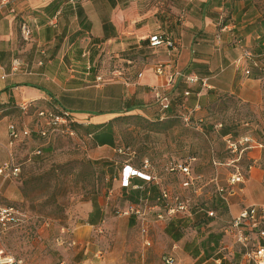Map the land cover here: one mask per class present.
<instances>
[{
    "label": "crops",
    "instance_id": "obj_1",
    "mask_svg": "<svg viewBox=\"0 0 264 264\" xmlns=\"http://www.w3.org/2000/svg\"><path fill=\"white\" fill-rule=\"evenodd\" d=\"M254 1L12 0L0 9V122H6L4 131L0 127V145L6 150L10 122L27 127L14 116L12 108L31 102L34 107L29 118L33 127L35 107L67 110L91 131L87 134L93 142L91 158L110 159L116 135L106 138L113 146L98 145L93 133L104 136L108 123L122 114L129 99L142 103L140 109L129 113L147 119L158 116L151 86L165 82L174 70L180 75L166 88L171 109L177 104L197 115L204 100L215 103L220 93H226L248 104L264 125V12L250 11ZM24 29L29 32L27 37L22 34ZM157 33L165 34L177 48L173 54L159 47L164 49L163 61L158 63L164 75L156 74V65L139 71L132 79L104 83L96 80L99 74L95 72L94 58L114 48H138L141 40L150 47L148 37ZM244 51L250 55L244 56ZM15 60L19 65H13ZM87 62L91 63L90 69ZM192 75L197 81H186V76ZM185 91L188 95H184ZM255 128L246 127L241 136H252L260 147H252L230 160L242 170L251 163L253 166L244 172L246 179L237 185L236 195L224 202L226 210L222 214L209 217L194 211L190 216L178 215L166 221L154 220V214L150 217L151 246L155 247L151 251L146 247L145 253L149 252L144 255L155 258L151 264H159L161 256L171 252L172 244L178 245L173 252L178 264L231 263V246L238 243L224 230L243 208L259 203L257 196L264 190V169L260 166L264 137L259 134H264V128ZM249 155L254 162L249 161ZM137 182L141 184L142 180ZM135 223L132 226L139 225ZM111 228L113 238H117L118 227ZM246 233L251 239L257 236L255 231ZM225 249L230 252L225 254ZM111 250L106 258L86 264H123ZM233 260L245 264L243 254L234 255Z\"/></svg>",
    "mask_w": 264,
    "mask_h": 264
},
{
    "label": "rangeland",
    "instance_id": "obj_2",
    "mask_svg": "<svg viewBox=\"0 0 264 264\" xmlns=\"http://www.w3.org/2000/svg\"><path fill=\"white\" fill-rule=\"evenodd\" d=\"M250 11L264 12V0H255ZM163 50L145 46L141 40L138 48L104 51L94 58L95 72L104 82L132 79L139 71L160 64ZM12 110L19 122L27 127L33 125L31 114H23L19 107ZM171 110L172 115L162 120L158 118L166 117L165 113L158 109L159 115L145 122L132 116L114 121L116 143L115 150L109 152L110 159L91 158L93 142L83 130V123L75 127L77 134L73 137L63 135L43 141L32 133L18 140L12 151L20 173L3 183L0 179V204L17 209L19 220L7 223L4 229L0 226V249L23 264H86L106 258L111 249L123 264L154 263V257L145 256L155 247L151 246L153 233L149 229L151 244L143 247L140 225L136 224L142 220L123 214L131 203L118 179H113L126 163L152 177L144 187L178 195L187 203L190 214L201 208L213 212L209 217L222 214L226 206L218 187H227L235 171L230 160L240 153L238 145L233 151L229 144L237 141L246 127L259 131L264 125L248 104L226 93H220L215 103L204 100L197 115L191 112L188 121L183 117L189 111L183 107L174 104ZM245 122L248 126L243 125ZM0 127L4 131L6 122L1 121ZM259 134L264 137L260 131ZM7 158V151L0 145V164ZM248 159L252 160L250 155ZM260 162L264 169V157ZM179 164L191 169L193 180L187 187L182 186L188 178L177 170ZM257 198L264 204V190ZM96 212L98 219L90 224L88 217ZM140 212L148 220L153 215L148 207ZM129 220L136 226L128 224ZM112 226L118 227L117 238H113ZM146 247L151 248L145 253ZM245 250L233 244L230 264H241L233 257Z\"/></svg>",
    "mask_w": 264,
    "mask_h": 264
},
{
    "label": "built area",
    "instance_id": "obj_3",
    "mask_svg": "<svg viewBox=\"0 0 264 264\" xmlns=\"http://www.w3.org/2000/svg\"><path fill=\"white\" fill-rule=\"evenodd\" d=\"M12 0H0V9L4 6L11 3ZM23 36L27 37L29 32L24 29L22 31ZM149 46L152 48L165 47L169 52L173 54L176 51V44L173 40L167 37L165 34L157 33L150 35L148 37ZM248 51H244V56H249ZM241 59H238L239 63ZM14 66L19 65V61L15 60L13 62ZM87 67L91 68V63L87 62ZM17 67H13V70H16ZM155 72L158 75H164L165 70L162 65L155 67ZM180 73L178 70H174L169 73L166 77L165 82L151 86V92L154 96L156 104L159 110L162 113H166L167 108L170 104V99L166 94V88L171 86L174 83V80ZM140 76V74L138 75ZM4 78V76H2ZM98 82L102 81L100 75L96 77ZM186 81L195 82L197 81L196 76H186ZM184 95H188V92L185 91ZM34 106L31 102H22L19 104V108L23 114H29L31 108ZM36 114V124L34 127H19L16 123L10 122L7 126L8 133V143L5 146L7 150L8 158L0 165V178L2 183L8 179L18 177L20 173V168L15 162L13 148L16 145L17 141L21 138L30 137L32 133H35L37 136L49 141L54 139L57 136H75L77 134L75 130V124L78 123L71 113L67 110L59 109H48V108H37L33 110ZM191 112L189 111L183 117L185 121L189 120ZM162 118V117H161ZM81 124V123H79ZM237 145L240 148V153L245 150L251 149L252 147H260V144L250 135L240 136L237 141L229 144V147H232L233 151L237 149ZM39 153V150L36 151ZM254 162V160H253ZM252 163L247 166L246 170L252 168ZM235 171L230 174L227 187L220 186L218 187V194L220 198L227 203L228 198L236 194V185L242 183L245 178V170H242L238 166H234ZM177 170L184 174L188 180H184L182 186L187 187L189 183L193 180L191 176V169L187 164L177 165ZM151 176L140 171L137 167H134L128 163L123 164L122 169L120 170L118 177L113 179H118L120 187L125 190L131 189H140L142 193L138 196V199L135 203L128 205L127 209L123 210L124 215H134L135 217H140L142 221L139 222L140 225V234L143 247L150 246L151 242L148 238L149 225L151 220H148L144 213L140 212L144 208L148 207L153 211L154 220L166 221L171 219L172 216L177 214H187L188 212L187 203L182 202L179 199L178 195L172 196L165 189H158L153 193L150 187L146 188L143 186L144 183H148L151 180ZM137 180H142L143 183H138ZM142 213V214H141ZM19 214L18 210L13 206H3L0 204V226L4 229L7 226V223L17 222L19 219L17 215ZM208 216L213 215L212 211H207ZM141 216H144L141 217ZM147 219V220H145ZM264 221V204L259 205H250L243 208L239 214L233 219L230 226L225 228V233L231 234L236 243L242 245L245 250V264H264V246L257 242L254 244L253 248L250 249L251 237L246 231L258 230V235L260 238H264V227H261V223ZM101 231V229H98ZM178 249L177 244H172L171 252L164 253L159 264H178V259L174 255V251ZM99 254V253H98ZM98 254L96 255L98 257ZM0 264H23L20 260L15 259L10 253H5L3 250H0ZM59 264H63L60 262Z\"/></svg>",
    "mask_w": 264,
    "mask_h": 264
},
{
    "label": "trees",
    "instance_id": "obj_4",
    "mask_svg": "<svg viewBox=\"0 0 264 264\" xmlns=\"http://www.w3.org/2000/svg\"><path fill=\"white\" fill-rule=\"evenodd\" d=\"M143 44L144 45H147V43H146V40H144L143 41ZM142 107V103L140 102V101H136V100H133V99H129V100H126V102L124 103V106H123V110L121 111L122 112V114H120V115H118V116H116V117H114L109 123H108V126H107V129H106V132L104 133V136H102V137H100L97 133H93V141H94V143H96V144H98V145H103V144H109L110 146H113L114 145V143L113 142H111V143H108L107 141H106V138H108L110 135H113V134H115V127H114V124H113V122L114 121H116V120H118V119H122V118H128V117H133V118H136V119H139V120H141V121H144L145 122V120H146V117H144V116H142L141 114H128V115H123V114H127V113H129L130 111H132V110H134V109H140ZM171 112H172V110H171V105L169 104V107L167 108V110H166V117H163V118H158V120H162V119H165V118H168V117H170L172 114H171ZM122 115V116H121ZM81 126V124H79V123H76L75 124V126L74 127H80ZM83 130L85 131V133L86 134H91V131L89 130V128L87 127V125H85L84 127H83ZM223 134H227V131H224L223 130V132H222ZM230 135V134H229ZM39 137V136H38ZM40 139H42L41 137H39ZM105 139V140H104ZM43 141H45V139H42ZM252 149V148H251ZM251 149H248V150H251ZM246 151V150H245ZM252 158V160H251V162L254 160V157H251ZM123 166V165H122ZM122 166H120V168H119V171L118 172H120V170L122 169ZM247 168V167H246ZM245 171H249V170H246L245 169ZM122 189H124V188H122ZM150 189H151V191L153 192V193H155L156 192V188L155 187H150ZM122 192H124V191H122ZM124 193H126V197H127V199H128V201H129V203H135L136 201H137V199H138V196L142 193V190H140V189H131V190H128L127 192H124ZM223 203H224V201L223 200H221ZM199 211H202L203 213H205L206 214V212H207V210L206 209H199ZM98 219V216H97V212L96 213H94V214H90L89 215V217H88V220H89V223L91 224V223H94V222H96V220ZM132 222H133V220H130V224H132ZM261 227H264V221H262V223H261ZM253 231H255L256 233H257V236H255V238H253V239H251L252 241L250 242V245H254V244H256L257 242H260V244L262 245V246H264V238H260L259 237V235H258V230L257 229H255V230H253ZM240 245V244H239ZM243 247V246H242ZM254 247V246H253ZM245 252H243V255H244V257H245V254H244ZM239 256H241V255H239ZM239 259H240V257H239ZM238 260V259H237ZM245 263H246V260H245Z\"/></svg>",
    "mask_w": 264,
    "mask_h": 264
}]
</instances>
